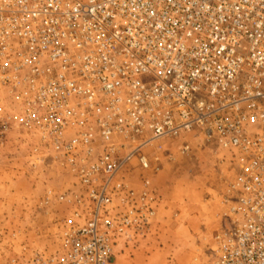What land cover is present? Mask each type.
<instances>
[{"label":"built area","instance_id":"1","mask_svg":"<svg viewBox=\"0 0 264 264\" xmlns=\"http://www.w3.org/2000/svg\"><path fill=\"white\" fill-rule=\"evenodd\" d=\"M12 131L68 176L59 245L31 264H114L141 242L146 149L188 134L233 170L199 264H264V0H0V146Z\"/></svg>","mask_w":264,"mask_h":264},{"label":"rangeland","instance_id":"2","mask_svg":"<svg viewBox=\"0 0 264 264\" xmlns=\"http://www.w3.org/2000/svg\"><path fill=\"white\" fill-rule=\"evenodd\" d=\"M184 141L190 150L183 154ZM160 145L146 149L151 158H159L151 180L159 194L157 224L138 244L117 249L114 264H199L218 228L221 194L233 174L226 155L201 145L191 134ZM31 154L27 141L13 131L0 146V264L41 261L59 245L64 204L56 194L68 176L46 155ZM160 235L166 245L179 250L176 255L162 259L158 253L149 254Z\"/></svg>","mask_w":264,"mask_h":264},{"label":"crops","instance_id":"3","mask_svg":"<svg viewBox=\"0 0 264 264\" xmlns=\"http://www.w3.org/2000/svg\"><path fill=\"white\" fill-rule=\"evenodd\" d=\"M160 242L157 241L151 244V249L148 250L150 255L158 253L160 258H165V255H176L178 253L177 249L171 247L170 244L166 245L164 237L160 235ZM173 243V242H172ZM161 244V245H160ZM175 245V243H174ZM170 246V247H169Z\"/></svg>","mask_w":264,"mask_h":264}]
</instances>
